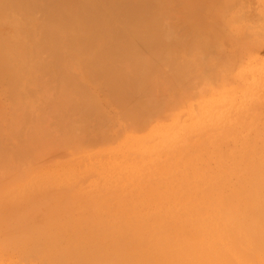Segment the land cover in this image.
Wrapping results in <instances>:
<instances>
[{"label": "bare ground", "instance_id": "bare-ground-1", "mask_svg": "<svg viewBox=\"0 0 264 264\" xmlns=\"http://www.w3.org/2000/svg\"><path fill=\"white\" fill-rule=\"evenodd\" d=\"M228 2L231 1L226 0L225 3ZM207 3L206 0H169L168 3L163 0H0V93L2 90V95L4 93L8 96V105L0 102V168H7L10 164L18 166L21 162L40 156L42 150L53 143L75 144L77 139L76 142L81 140L79 143H88L90 146L109 145L111 137L106 134L104 127L109 125L105 122L110 117L107 118L103 110L104 101L117 109L118 122H125L121 124L122 127L134 126L133 130H139V134L141 129L145 131L146 122L151 119L166 120L172 115L161 113V105L170 106L172 111L191 104L192 100L189 98L196 97L199 87L197 82L210 78L213 82V78L219 73V63L212 54L215 52L211 53V48H207L212 47L211 45L214 48L226 47L224 43L226 44L228 37L221 40L225 30L219 27L220 31L217 27L222 32L220 38L216 34L218 30H215L213 40L209 35L210 30L207 35L211 37L207 38L206 35L203 39L206 42L210 39L208 44L212 39L208 47L205 46L208 44L198 40L190 41L188 45L185 43L186 39L182 40L185 32L184 26L180 24L183 22L180 16L186 15L185 12L190 8L192 12L189 10L187 14L194 19L205 4L207 8ZM180 8L188 9L185 11L179 10ZM258 11L256 15L260 16L257 19L262 20V25L259 30L251 27L252 31H257V36L254 34V37L252 32L250 36L247 35L250 33L245 28L253 18L247 14L251 18L247 17L249 22H246L247 18L241 20L242 30L245 29L243 39L240 37L242 41L239 38L237 42L234 41L236 31V36H232L234 39L231 38L234 44L243 42L242 44L249 46L244 41L251 36H259V40L261 39L264 31V0L260 2ZM176 12L182 15L177 13L176 16ZM203 12L200 14H205ZM244 13L243 15L246 14ZM250 13L253 14L252 11ZM188 20L189 18L187 24L184 21L186 36L190 35L186 26ZM232 24L234 23L230 25ZM194 29L192 32H195ZM259 31L261 34L258 35ZM181 41L186 46H182ZM253 41L255 44L259 42H255V39ZM237 46L234 50H237ZM221 49L222 47L219 51L222 52ZM209 51L212 54L210 58ZM234 52L231 48V53ZM242 52L239 53L240 56L252 54ZM236 59L237 56L234 60ZM260 69L261 67L253 68L254 71ZM250 75L253 76L252 73ZM241 76L249 77V74L243 72ZM249 83L243 91L247 98L238 112L252 111L255 116L253 102L264 98V79L253 76ZM193 87L196 89L192 92ZM201 90L200 93L203 92ZM194 107L196 108L189 111V121L182 122L180 119L157 126L149 135L133 140L134 144L129 146L131 153L128 155H122V148L115 151V165L108 168L107 172L110 176L119 175L116 187H125L123 193L128 197V192L132 188L138 189L135 186L139 185L153 186L165 192L178 180L174 174L176 168L184 167L188 174L186 166L189 165L190 168L193 162L188 150L194 139H199L210 128L223 130L220 137L229 131L238 137L241 133H237L236 129H241L246 132L247 140L250 139L249 136L253 138L251 130L255 122L250 123L243 117L245 122L240 124L241 121L231 115V111L235 109L231 93L220 92L211 100L194 103ZM227 108L229 114L225 115ZM151 122L147 125L148 128ZM112 124L113 122L109 126ZM117 133L122 136V132ZM72 138L76 139L72 141ZM156 138L158 140L155 142ZM211 139L215 141L210 144L213 147L216 145L214 136L206 141ZM195 149L198 150L199 147L196 146ZM252 149L253 146H250L249 150ZM258 149L264 152V143ZM177 154L182 155L183 159L176 160ZM135 155L142 158L143 167L137 166L139 164ZM220 162L221 166H227L223 160ZM233 162L232 167L221 168V171L229 170L230 173L223 172L220 175H213V170L209 174L208 171L203 173L197 169L199 179L196 186L201 187L200 191L204 192L202 187L210 184V191L206 193L217 198V203L215 200L210 201L215 205L213 209L197 208L189 203L185 205L182 200H178V206H172V195L165 194L163 202L166 204L156 205L160 212L165 211L164 214L154 216L137 212L138 221L128 226L122 224L114 227L113 230L117 232L112 239L100 238V232H95L97 236L93 240L104 250L103 257L114 264H129L132 256L153 259L155 264H264V185L261 184L259 193H256L257 211L251 205L243 206L240 203L241 195H244L242 189L247 183H252V171L247 169L248 163L244 164L241 160ZM257 163L259 169H264V157ZM153 174L159 178L149 182L153 180L154 177L150 176ZM254 178L259 179L260 175H254ZM73 180L78 182L75 178ZM57 183L54 179L49 181V184ZM261 183L264 184V181ZM49 184L43 180L32 182L27 188L33 192H24V195H35ZM65 185L69 188L73 186ZM178 186L181 184L174 187L176 193ZM54 188L56 190L58 187ZM135 193L136 197L141 195L140 199L145 197L138 192L133 194ZM236 204L240 209L238 218L231 223L225 216V211ZM95 258L84 257L82 262L111 264ZM57 264L63 262L57 261Z\"/></svg>", "mask_w": 264, "mask_h": 264}, {"label": "rangeland", "instance_id": "rangeland-1", "mask_svg": "<svg viewBox=\"0 0 264 264\" xmlns=\"http://www.w3.org/2000/svg\"><path fill=\"white\" fill-rule=\"evenodd\" d=\"M163 1L165 3L166 2L168 3L169 0H163ZM206 1L208 2L207 8L205 7L206 5L205 4L204 8L200 12L202 13L204 11L203 13L205 14L198 13L199 15L197 16H199V18L195 16L197 17V19L195 17L193 19L192 15L191 16L188 15L189 14L188 12L190 11L192 12V9L190 8H189L190 11L188 10V12H185L187 11L188 8L179 9V10L185 9L184 12L186 15L183 14L185 18H182L183 16H180V14L183 11L182 12L180 11L181 13L179 12L175 13L176 16L177 13H179L181 19L178 18V20L180 19L183 21L180 24L184 26L185 35L182 36L181 38L184 41L186 39L185 41L186 45H188L190 41L195 42L197 40L203 44H208V41L210 39L207 38H210L212 36L211 38L213 39L214 38L213 35H215L216 33L214 32L215 30L216 31L218 30L216 34H219L217 35L219 36V38L222 33V32L220 33L221 29L225 30V33H223L221 36L222 38H220L221 40L228 36L227 40L224 39L226 42V44L224 43V45L226 47H223L220 44L223 50L224 48H226V50H224L225 53L223 52L222 49H221L222 52L219 51V48L221 47L217 46L218 48L217 47L214 48V45L210 44L212 43V39L208 45H205L207 47L211 45L212 47L209 46L208 48L207 47L206 48L207 49L211 48L209 49L212 50L211 53L215 52V54L214 53L212 54L215 55V58L217 59V63H219L220 68H218V66L215 65L216 68L219 69V70L217 69L219 71L217 76L219 75V77L216 76L215 78H213L214 79L213 82H212V78H210L209 80H201L202 81L201 83L197 82L199 86L197 88V93H196L197 95L194 94L196 97L195 96L193 97L195 98H189V100H192L191 104L185 105L180 109H176L172 111L170 106L165 104L166 106L164 107V105H161L162 107H164V108L161 107L160 110L161 113L162 112L167 114L172 113V115H170L166 120L165 119L160 120L155 118L151 119L150 121L146 122V124L149 126V123L153 120L151 122L150 127L148 128V126L146 125L144 127L145 131H143L144 129L143 130L141 129L143 133L140 130V134H139L138 132L139 130L137 131L135 129L136 132L133 130L134 126L132 128V126L127 125L128 129L127 127L125 128L122 127L121 124L125 122H118L117 109L111 106L112 104L106 103L104 101L103 110H105L106 112L105 115L107 116V118L110 117L108 120L106 118L107 121L105 123L106 124L109 123V125H111L112 122L113 124L116 123L114 124V126L112 124V126L107 125V127H104L105 128L104 130L107 131L106 134L108 133L107 135L111 137L110 141L108 142L109 145L101 144L102 147L90 146V144L88 143H83V144L79 143L81 142V140L80 141L78 140L79 142H76L77 139L72 138V141L76 139L75 144L72 142L74 145L72 143L68 144L66 142L64 144L53 143L52 146L50 145L45 147L40 153L41 154L40 156L38 155L37 157L30 159L29 161H25L24 163L21 162L20 165L18 164V166L10 164L9 167L7 168L4 169L0 168V201H1L0 264H57V261H62L63 264H70V262L72 264L75 262H77V264H84L82 262L83 260L82 258L84 257L87 258L88 256L90 257L95 256L96 257L95 260L100 258L99 259L100 261H105L114 264L113 261L111 262L109 261L110 259L106 260L103 257L104 250L101 247H99V243H94L93 239L96 238L97 236V234L95 233L96 231L100 232L101 234L100 238L112 239L116 234L115 232H117L113 230L114 227L122 226V224L128 226V224L138 221L139 216L137 215V212H144L146 214H150L154 216H157L159 213L164 214L165 211L160 212L156 208V205L164 206L166 204L163 202L164 201L163 198L165 194L172 195V203L170 204L172 206H178V200H182L185 205L189 203L197 208L210 207L211 209H213L215 205L210 203V201L212 202L215 200L217 203V198L215 196H212L211 194L206 193L208 190L210 191L209 188L210 184L204 185L205 187H202L204 189V192L200 191L201 187L196 186L197 180L199 179V176L197 174L198 172L197 169L201 170L203 173L208 171L209 174L211 173V170H213L215 172L213 175H217V174L220 175L223 172L230 173L229 170L221 171V168L232 167L234 164L233 162L234 160H241L242 163L244 164L248 163L247 169L248 170L250 169L249 172L252 171V173H250L251 174L250 180L252 181V183L249 182L246 185H244L245 188L243 187L242 189L244 195H241L240 203H242V205L245 207L247 205H251L257 211L256 193H259L258 191L259 188L261 187V184L264 185L263 183H261L262 181H264V169L261 170L257 166L258 164L257 161L260 158L264 157V152H261L258 149V147L262 146V144L264 143V130H263L264 129V98L258 102L257 101L253 102L255 116H253L252 111L250 113H248V111H244L239 114L238 110L242 108L243 106L242 104L245 102L247 98V95H243V91L246 87L250 85L249 82L251 78L253 76H256L257 78L264 79V39H263L264 31L262 32L263 35L260 36L261 37L260 40H259V36L257 38H254L257 36V31H252L253 30L252 28H254V30L256 29L259 30L260 29L259 27L262 25V20L260 21V19L259 20L257 19L258 16L260 15L258 14L256 15V13H259L258 11L259 4L262 0L261 1L260 0H228L231 2H228L227 4L225 3L226 0H206ZM254 10L255 12L253 13ZM251 11L253 14H255L254 16L253 14L250 13ZM224 12L225 14H223ZM243 13L245 15H243ZM247 14L248 16L252 15V17L256 19L252 18L253 19L252 22V19L246 16ZM247 17L251 19L250 22ZM188 18H189L188 21L190 23L188 22V25L186 26L189 28L190 35L186 36L184 21H186L185 23L187 24ZM245 18H247V20ZM261 19L263 18L261 17ZM241 20H246L247 23L249 22L250 24L248 26L249 28L246 27L245 29H247L246 32L248 33L249 31L250 34L247 33L246 34L250 36L252 32V35L254 36V37L251 36L252 38L251 37L248 38L249 43H247L248 40L247 41L245 40L246 38L244 39L246 42L243 40L244 43L249 44V46L242 44L243 42L240 43L241 46L240 44L238 45V43L235 44L233 43L234 41L237 40V38H239V40L240 37L243 39V31L245 29L242 30ZM256 20H258L259 26L257 25L258 23L256 22ZM230 21L231 23L234 24L230 25L231 24ZM199 22L200 24H198ZM226 24L227 25L229 24L228 27ZM187 27L186 29L188 30ZM217 27L221 28V29L219 28L220 31L219 29H216ZM190 28L193 29L195 28L194 29L195 32L194 31L192 32L193 29L190 30ZM210 30H211V34L209 35L211 36L207 35V33H209ZM230 30L232 33L231 32L229 33ZM226 31L228 32L226 33ZM259 32L258 35L261 34V32L260 33ZM240 33L242 34L241 36L238 35ZM224 34L225 36H223ZM206 35L208 36L206 38L208 40L207 42L203 40L204 37H206ZM232 36L233 37L236 36L234 37L235 38L234 41L233 40L231 41V38L234 39ZM251 39L253 40L255 39V42L259 41L263 44L259 42H256L255 44L253 40L251 41ZM184 41L180 42V43L183 42V44H181L182 46L183 45L186 46ZM213 42L214 44H216L215 41ZM217 43H219V41ZM252 43L254 44L252 45ZM258 43L260 44V46H258ZM203 44H201V46ZM244 45L247 46L248 48H245ZM230 46L233 52L235 51L233 54L231 53ZM236 46H237V50L236 49L234 50ZM242 51L246 53L251 52L252 54L240 56L239 53ZM208 54H209L208 57L210 58V56L212 55L210 54V51ZM236 56L237 59L234 60ZM257 67L258 68L261 67V69L254 71L253 68H257ZM243 72H245V74L246 73L249 74V77L241 76ZM250 73L253 74L252 77ZM232 79H234V81ZM235 79L242 80V82ZM243 80L245 83H243ZM197 83L195 85H197ZM194 88L195 87L192 88L191 90L192 92ZM200 90L203 92L200 93ZM220 92L222 93L224 92L225 94L231 93V95L233 96V103L235 104V109L231 111V115L233 118L240 120L241 121L240 124L245 122L243 120V117L245 119H248L250 123L255 122L254 123L255 125L251 130V135L253 138L249 136L250 139L247 140V137L245 136L246 132L242 131L241 129L239 130L236 129L237 133L239 132L241 133L238 135V137L234 136L231 133V131L220 137L223 130L215 127L210 128L207 130V133H202L203 135H201L199 139H194V142L192 143L191 147L188 150L190 157L193 159V162L190 165L191 169L188 168L189 165L186 166V168L188 169V174H187L185 172L184 167L176 168L174 174L177 176L178 180H176L175 181L176 183L172 184V186L167 189L168 191L166 190L165 192H162L159 188H155L153 186L144 187V185H139V186L134 185L138 189L132 188V190L128 192V195L130 194L128 197L125 193H123V189H126L125 187L115 186V183L119 180V175L110 176L107 170L111 166L115 165L114 164L115 161L113 160V158L115 156V151L118 148L123 149L122 155H128L129 153H131V151L129 150V146L131 144L132 145L134 144V142H132L133 140L139 137H144L146 135H149V133L157 126H164L173 121H177V120L180 121V119L182 122L189 121L190 120L189 111L196 108L194 107V103L198 104L201 103L203 100H211L214 98L215 95H217ZM0 94L2 95V90ZM1 95H0V102L6 105L8 102L7 100L8 96L5 95L4 93L2 95L3 97ZM200 95L201 98H199ZM3 98H5V100ZM161 103L162 102H160V104ZM157 106L160 105L157 103ZM183 113H186V115L183 116ZM228 114L229 113L227 108L225 115ZM249 114L251 115V117ZM120 128L122 131L119 130ZM130 130H133V132ZM117 131L122 132V136L120 133H117ZM118 134H120L119 135L120 137L118 136ZM212 136H214L216 140V145H214L213 147L211 145L215 141H213L212 139L206 141L207 139H210V137ZM97 137L100 136L97 134ZM157 140L158 138L154 139L155 142ZM196 146L199 147L198 150L195 149ZM250 146H253L254 150L252 149L250 151L249 150ZM186 149H188V147ZM66 152L67 153L70 152L71 154H65ZM241 152H244V155H241ZM64 155H68V156H64ZM132 156L133 154L131 155V157ZM135 158L137 164H139L137 166L143 167L142 158L141 157L138 158L136 155ZM180 159H183V156L177 154L176 160H180ZM220 160H223V162L226 163L227 166H221L222 163L220 162ZM254 175H260V178L254 180L255 179ZM150 176L154 178L152 181L148 180L149 182L155 181L158 177L157 175L155 176L154 174ZM195 176L198 178H196ZM74 178L75 180L78 178L76 180V182L78 181L77 182L78 184L74 182L73 180ZM180 178H186V179L180 180ZM51 179L56 180L58 183L49 184V181ZM37 180H43L51 186L49 185L45 186L44 189L40 190L42 193L38 192L32 196L24 195V192H29V193L33 192V190L27 188V186H29L32 182H35ZM107 180L111 182H107ZM72 181L73 184L71 183ZM227 182H228V178H227ZM65 184H68V186L69 184H71L73 186L70 185L71 186L70 189ZM180 184L181 186H178V190L176 193L174 187ZM63 186L64 187L66 186L65 189L62 188ZM22 187H25V189L23 190ZM54 187H58V188H56L55 190ZM97 190H100V192H98ZM134 192L141 193L145 197L143 199H140L139 197L141 195L136 197V193L133 194ZM87 194H89V196H87ZM239 210H240L239 205L237 204L227 209L225 211V216L229 218L228 221L234 223L232 220L238 218L237 215L239 214ZM90 237L93 238L91 239ZM27 244H29L30 246H28ZM61 254L63 256H61ZM129 260H131L129 264H155V260L148 258L147 259L141 258L139 256H132L129 258ZM120 262L123 261L120 260Z\"/></svg>", "mask_w": 264, "mask_h": 264}]
</instances>
